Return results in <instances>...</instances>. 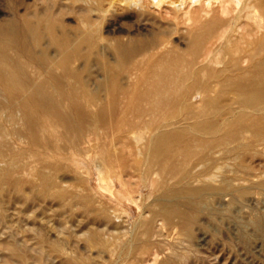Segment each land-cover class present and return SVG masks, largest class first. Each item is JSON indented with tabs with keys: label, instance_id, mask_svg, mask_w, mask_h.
Masks as SVG:
<instances>
[{
	"label": "bare ground",
	"instance_id": "6f19581e",
	"mask_svg": "<svg viewBox=\"0 0 264 264\" xmlns=\"http://www.w3.org/2000/svg\"><path fill=\"white\" fill-rule=\"evenodd\" d=\"M59 1L60 0H53V4L47 3L43 7L40 6L41 8L27 6L24 13L20 15L14 13L11 15L12 17L10 19L0 22V205L1 201L9 196L8 194L10 192L8 187L11 188L12 186L15 190L19 189L21 186V182L17 181L13 176L10 175L13 179L8 178V174L11 172L9 171L10 167L19 157L17 153L19 150H16L14 144L12 145L9 142L11 137L10 134L18 136L19 138L25 136L33 145L45 146L52 142V137L50 139L46 134L51 135V133L56 132V142L62 141L63 143L64 141L71 152L65 151L71 154L69 158L67 153L63 154V157L66 154L69 159L68 162V159H65L67 165L71 162L73 166L69 165V167H72V170L76 173L79 171L94 175L95 178L93 179L96 180V184L98 183V188L101 191L107 192L120 203L123 201L133 202L134 200L131 193L133 189L130 191L128 187V179L126 181L119 167H115V164L122 158L125 157V159H128V162L131 161L130 163L135 160L136 164L138 162L139 165L141 164L140 162H143L144 169L140 166L131 167L130 165L132 164L130 163V165L127 163L126 166L124 162V165L125 167H129V170L135 168L138 173H135L134 169H132L133 172L136 175L138 174L139 176H137L143 180H148L149 184L151 180L155 183V179L151 177L152 174L164 176V178H161L163 180L162 182H158L159 184L156 183V185L158 184L159 190L162 191V195L159 198V207L156 206L155 209L150 211L152 217L142 222L141 228L139 227L141 230L136 233L132 241L128 243L127 240L126 244L123 238H121L123 243L128 245V252L126 256L123 254L124 257L127 258L131 255V259L134 258L136 260L141 259L143 255H147L150 244L155 241L152 240V237L155 235H153L154 229L152 230V223L156 216L162 217L166 223H170L174 216H178L179 223L183 225V234L191 240L193 231L191 228H193L192 226L196 222L194 215L195 211L187 210L183 206L202 205L204 203L203 197L208 193H215L216 195L226 191H237L238 193L242 191V188L234 187L230 184L228 179H224L219 185H214L212 183V180L217 177V174L222 169L221 165L224 161L223 159L230 160L232 157H235V160H237L243 158L246 151L260 152L264 155V0H73L82 2V5L79 3L81 7L78 8L80 22L77 20L79 25L77 24L78 26L74 31H70L69 28H67L68 26L63 24L62 16L65 15L63 11L66 7L63 8L62 4L64 2H62V4L59 5L60 8H55V6H57L56 3ZM68 1L72 0H66L65 2ZM106 2H108V4H106ZM117 3H123L129 7L133 6L137 9L141 17L147 16L145 17L146 20L152 17L151 8L161 9L164 13L162 12L163 14L160 16L164 21L152 17L154 20L151 22L155 23L156 28L154 30L151 29L152 31L147 34L140 30L141 32L139 31L140 33L138 32V35L133 34V36H131L129 34L130 36L127 38L124 37V35L123 37H104L100 34L101 31L99 32V30L95 28L94 23L91 21V17L96 15L97 18L102 17L101 19H103L112 11V8L117 6ZM67 4H69V2ZM35 5L37 4L35 3ZM131 8L132 7H130V9ZM71 9L72 8H70V10ZM15 11L17 12V10H14V12ZM73 11L75 13L76 10L74 9ZM64 12H68L67 8ZM137 12L136 15H138ZM62 13L64 15H62ZM110 15H114V13H110ZM127 16L129 17L128 14ZM116 19L119 21L121 18L119 19L116 17ZM102 21H105V19L101 20V22ZM98 24H100V22ZM150 25L152 24L150 23ZM146 26L147 24L145 27ZM146 31L148 30L146 29ZM176 36L177 38L180 37L179 40L185 41V46L183 48H179V44L177 45L178 40L174 38ZM84 46L87 48V53L82 54ZM103 52H106L112 59L105 63L103 61L104 69L108 76L107 79L111 80V84L110 86L106 84L99 86V88H92L93 86L91 87V84L84 79V72L87 70L86 66L94 59H98ZM79 60L82 61L83 66H75L76 61ZM101 83L103 84V82ZM96 110L99 112L96 113ZM4 122L9 123V125L11 124V128H6ZM151 127L154 128L153 131H155L156 134H153L154 136H152V138L150 137L151 140L145 148L143 146L144 151L138 147L139 152L134 153L132 150H135V147L132 149L130 148V143L134 144L133 140L129 142L132 136H130V133L133 131L135 132V129L137 131V128L142 130L143 128H149L151 131ZM169 128L172 130H169ZM146 131L147 130L144 132ZM150 131L149 133H151ZM100 132L106 135L109 133V141L107 142V137L106 142L98 147L100 149L94 151L93 149L96 148V146L94 147L91 141L100 139ZM246 132L252 135L251 139H246L244 137V133ZM136 134L137 132L133 135L136 136ZM135 136L132 138H135ZM146 136H148V133ZM137 138L140 140L142 139L140 136ZM137 138H135V140ZM16 139L17 138H15V140ZM139 139H137V141H139ZM145 140L146 139L141 140L139 143L145 142ZM102 141L100 143H102ZM139 143L137 144L141 145V143ZM142 144L144 145V143ZM118 146H120V148ZM260 146L261 148H259ZM62 148L60 149L62 150ZM126 148H129L127 152L132 154L134 159L132 158L129 160L128 157L126 158ZM60 153L62 156V152ZM258 155L260 158V154ZM63 160L64 159L61 161L64 164ZM220 160L223 161L221 162ZM135 162L133 163L135 164ZM244 162L245 160H242L240 166L243 172L244 168L247 172L248 167L244 166ZM248 162L250 165L249 159ZM16 167L13 168L12 171L15 169L14 171L17 172L16 169L18 168ZM121 167L124 168L123 165ZM21 168L20 170L22 172ZM127 169L128 168H126V170ZM226 169L224 172L228 171V169L227 171ZM126 170L125 174L130 176V171L128 172V170ZM249 172H251V170H249ZM39 174L41 175L42 171L39 172ZM254 174L256 176V173ZM158 175H156L155 178H159ZM224 176L229 175L226 174ZM41 177H43L44 188L47 189L49 186L51 187L49 184L52 177L45 174H42ZM86 178L87 177L84 179L86 180ZM140 178L138 180H140ZM203 178L209 182L194 186L193 182L200 181ZM233 178L231 179L236 182L242 180ZM243 178L246 179L247 177ZM115 180L119 183V189H116V185H114ZM258 180H260V178L257 179V181ZM31 181L33 180L31 179ZM217 181H220V179ZM77 182H82L80 177ZM77 182L76 184L78 185ZM86 182L83 184L88 186V182ZM141 182L143 183V181ZM141 182L138 181L137 184L134 183L135 187L133 188H136V185L138 188ZM9 184L11 186L7 187ZM52 184L57 188V194L55 192V196L60 198L59 201H61V206L66 207L67 210H65L69 211L66 205L71 201L69 200L70 202L68 201L69 203L67 202L66 204L67 198H69L65 194L67 191L64 193L65 189L63 190L59 186L61 184L57 185L56 182ZM129 184L133 185V182ZM153 185L155 186V184ZM73 186L76 188L75 184H73ZM78 186L82 188L80 184ZM260 186L264 187V179L260 183ZM150 188L152 190L151 184ZM22 189H19V191ZM159 190L155 188V191ZM45 191L48 192L49 190ZM50 192L52 191L50 190ZM90 192L91 191H89V193ZM137 192L138 191H136V193ZM69 193H73V191H69L68 194ZM46 194L44 196H47ZM149 194L146 195L150 197L156 196V193H153V195H151L152 193ZM72 196L74 195L72 194ZM143 196L142 194L141 198H143ZM86 197L87 196L84 198L86 199ZM97 198L99 197L97 196ZM141 198L139 199L142 200ZM207 200L204 199L205 202H208ZM96 201H98V199ZM86 202H88L87 199ZM134 202L136 204L137 200H134ZM110 203L111 204L108 203L110 207L111 205L113 206L112 203L115 205V202ZM77 204L75 203V206ZM93 204L95 205V201ZM106 204L107 203H105L103 207ZM84 205L87 206L88 204L84 202L82 206ZM71 206L69 204V207ZM138 206L140 208L139 204ZM151 206L148 207L146 205L148 208H151ZM91 207L93 206L91 205ZM113 207L116 208L118 206L116 204ZM115 208L114 210H116ZM187 208L189 209V207ZM124 209L122 208V211ZM80 210L79 208V211ZM107 211H102L100 213L104 216V221L105 218H111L110 213L112 212L110 211L108 214ZM72 212H69L70 215ZM124 212L122 214H124ZM74 213H76L75 210ZM60 214L64 217L63 213ZM116 215H118V213ZM71 216L73 217V214ZM213 216L214 215H212V217ZM112 217L114 218V216ZM122 217L124 218V216ZM122 217L120 218L123 219ZM261 217L264 218V216ZM68 218H70V216L66 218L67 222ZM113 218L112 221L114 222ZM82 219H84V217ZM94 220L96 219L94 218ZM104 221H102V223ZM258 221L260 220H257V222ZM120 222L121 226L124 221ZM104 223H106V221ZM261 224L258 222L257 227L260 228L264 226V222ZM90 225L92 224H89V227ZM104 225L105 224H103V226ZM121 227H118V229L123 228ZM95 229L97 230V228ZM111 229L110 227L107 231H104L108 233L110 232L108 230ZM56 230L59 231L58 229ZM125 230L127 231V229ZM101 231L103 232V230ZM114 231L112 233L113 235L117 232L115 231L114 233ZM69 232L66 233L68 234ZM84 232L86 233L85 230ZM98 232L96 233L98 234ZM120 233L121 235L124 234V232ZM120 233H118L119 237ZM100 234L98 236L101 237ZM113 235L111 236L114 237ZM74 236L72 235V237ZM161 236L158 238L157 235V238L161 240ZM92 238L88 240L96 241ZM175 238L178 240L182 238V241H185V239L183 240L185 237H181L180 239L177 237ZM98 240L99 239H97V241ZM113 240H111V242ZM67 241L69 242V240ZM115 241L116 240L113 242L115 245L117 243H122L120 240H117V243ZM173 241L171 244H173ZM192 241H194V239ZM99 242L103 247L107 244V241ZM186 242L189 241L187 240ZM94 243L96 245L94 246L97 247L98 244H96V242ZM155 243L158 244V241ZM86 244L88 245V243ZM113 244L110 243L109 246ZM162 244H160V246H162ZM171 244L168 245L171 246ZM179 244H182V242H179L178 245ZM115 245L114 247L119 248V246ZM168 245L166 244L165 247L168 248ZM175 245H177V243H175ZM179 246L181 247V245ZM183 246H185V244ZM183 246L182 248L186 249V247ZM188 247L187 249L189 250L191 247ZM9 248L11 253L16 255L21 264H27L26 259L22 255L16 254L17 250L14 243H10ZM160 248L161 247H159V249ZM172 248L173 246H171V249ZM97 249H99V247H97ZM108 249L111 248L108 247ZM114 249L116 250V248ZM171 249L169 248L172 252L167 249L170 254L168 256L166 255V257L163 255V258H165L161 261L158 259L157 255L154 258V255L157 254L156 252L153 256L151 254L152 258H154L151 259L155 261L154 264L157 262V264H172V262L176 264L175 261H179L178 264L187 263L188 253L179 251L181 252L180 254ZM54 250L56 249L54 248ZM88 251L91 252L90 248ZM168 251H166V253ZM59 254H61L60 250ZM64 254L66 255L67 253L64 252ZM64 254L61 258L65 257ZM108 254L109 253H107V255ZM116 254L114 255L116 256ZM57 256L60 258V255L57 254ZM119 256H121V254ZM194 257L196 256L194 255ZM194 257L193 259H195L196 263V258ZM104 260L106 262L107 259ZM120 260H122V258H120ZM150 260L148 262H151ZM74 261L76 262L77 260ZM144 262L147 263L146 261ZM78 263H80L79 260ZM128 263L129 262H127V264ZM130 263H132V261ZM67 264L73 263L68 261ZM197 264H199V262Z\"/></svg>",
	"mask_w": 264,
	"mask_h": 264
},
{
	"label": "rangeland",
	"instance_id": "374dc122",
	"mask_svg": "<svg viewBox=\"0 0 264 264\" xmlns=\"http://www.w3.org/2000/svg\"><path fill=\"white\" fill-rule=\"evenodd\" d=\"M65 1L60 0L59 2H57L56 3L57 6H55V8H57V9L60 8L59 5H61L62 2H64L62 4V6H63V8L66 7L68 12L65 13L64 11H66V8H64L63 13L65 15L62 13V15H64V16H62L63 17V24H66L68 26L67 28H69L70 31L71 30L74 31L75 28L79 25L77 22L78 21L80 22V18H79V14H78V8L81 7L82 2L72 0V1H68L69 4H67L68 2H65ZM35 3L37 5H35ZM47 3L53 4V0H44V1L43 0H39V1L38 0H36V1L35 0H0V22L7 20V19H10L12 17L11 15H13L14 13H17L19 15L24 13L25 8L27 6L41 8L40 6L43 7ZM70 3H73V4H70ZM79 3L81 5H79ZM64 4H65V6H64ZM74 4H76V5H74ZM106 4H108V2H106ZM120 4L117 3V6L112 8L111 9L112 11H110V13L111 14L114 13V15L117 18H119V19L121 18L119 21H118V19H116V17L114 15H110V13L106 17H104L103 19H101L102 17H98L99 20H98L96 15H93L91 17V21L94 23L95 28L98 29L99 32L101 31L100 34H102L104 37H108V38L116 37V36L117 37H123V35H124V37L127 38L130 35L133 36V34L138 35L137 33L140 30H142L143 33L147 34L148 32H151L152 30H154L156 28L155 23L151 22L154 20V19H152V17L153 18L156 17L157 20L164 21V19H162V17L160 16L161 14L164 13L161 9L160 10H158L156 8L150 9L151 13H152V17H149V20H150V22H149V20L145 19V17H147V16L141 17L139 15V13L137 12V9H135L133 6H130L133 8V9L132 8L130 9V7L127 6L126 4H123V3L121 5ZM73 6H76V7H73ZM70 8H72V9L70 10ZM73 8L76 10L75 13L73 11L74 10ZM117 8H118V10H117ZM124 9L126 10V12ZM14 10H17V12L16 11L14 12ZM136 12L138 13V15H136ZM126 13L129 15V17L127 16ZM130 14L133 16H131ZM111 16L112 17L114 16V17L112 18ZM100 19L101 20L105 19V21L101 22ZM99 22H100V24H98ZM136 22H138V23H136ZM150 23L153 26L150 25ZM146 24H147V26L145 27ZM138 26L139 27L141 26L140 29ZM146 29L148 31H146ZM174 38H175V40L180 41V42L177 41V45L179 44L178 45L179 48H183L185 46V41L179 40L180 37L177 38V36H176ZM175 42H173V43H175ZM82 50L84 51V52L82 51V54L87 53V51H86L87 48L85 46L83 47ZM102 54H101V56H99L98 59H94L93 61H91V63H89L90 65L88 64L89 67L86 66L87 70H85V72H84L85 73L84 79L87 80V82L89 84H91L90 85L91 87L93 86L92 88H97V87L99 88V86L106 85V84L108 86H110V84H111V80L107 79L108 76H107L105 69H104L105 68L104 63L107 61H111L112 59L108 56V54L106 52H103ZM103 61H104V63H103ZM75 66H79V67L83 66L82 61L81 60L76 61ZM101 82H103V84ZM103 94L105 95L104 92H103ZM94 110H95V108H94ZM98 112L99 111L96 110V113H98ZM4 124H5L6 128H8V129L11 128V124L9 125V123H7V122H4ZM150 129H151V131L149 130V128L148 129L143 128V130L140 128H137V131L135 129V132L133 131L134 133L133 132L130 133V136L131 135L132 136L130 138L131 140L129 139V142H132V140L134 142V144L130 143V146H131L130 148L132 149L135 147L136 151L134 149L132 150L134 153L139 152L138 147H140L143 150L148 145L152 136H154L156 134L155 131H153L154 128L151 127ZM145 130H147V131L144 132ZM169 130H172V129L169 128ZM149 131L151 133H149ZM136 132H137L136 136L133 135ZM55 133L56 132L51 133V135L46 134V136L48 135V137H50V139L52 137V139H51L52 142L50 144L48 143V145H45L47 149L45 148L44 145H41V146L33 145L30 142V140L28 138H26L25 136L22 138H19L18 136L10 134V136L13 138L10 137L9 142L12 145L14 144L16 150H19L17 152L19 157L15 160L14 164L9 169V171H11L10 173H13V171L15 169L13 171H12V169L17 166L16 167V168H18V169H16L17 172L14 171L13 174L9 173L8 178H12V177H10V175L13 176V178H16L17 181L21 182L20 187H22L24 189L19 187V189H22V190H20V191H19V189L14 190L10 184L7 185V187L11 186V188L13 190L10 187H8L9 192H10L8 194L9 196L7 198H4L1 201V205H0V264H21L20 261L17 259L16 255L11 253V251L9 250L10 249L9 248L10 243L15 244L16 250H17L16 254L22 255L26 259L27 264H61V263L67 264L68 261L72 262L73 264H80V263L81 264H87V262H88V264H109L110 262H111L110 264H124V263L127 264V262H129L128 264H141V263L142 264H150V263L154 264L155 261H153L152 259H154L156 255H157L158 259H160V261L162 259H164L166 257V255L168 256L170 254V252H172L169 250V248L171 249V246H173V248H175V249L172 248L171 250H175L176 252L181 251L182 253H188L186 264H191V263L197 264L198 262H199V264H264V230H263L264 226H262L260 228L257 227L258 222L260 224L264 222V218L261 217V216H264V191H263L264 187L260 186V183L264 179V155L261 154L260 152L258 153V152H254V151H246V153L248 155L246 153H244L243 158L235 160L236 158L232 157V159H230V160L229 159H223L224 160V161L222 160L223 162L220 160L222 162V165L220 164L222 166V169L220 170L221 172L219 171V173L217 174V177H215V179H214L216 181V184H215L214 180H212V183L214 185H219L220 183H222V181L224 179H228L229 183L232 184L234 187L242 188L241 192L238 193L237 191H228V192L226 191V192H223L222 194L218 193L219 195L218 194L215 195V193H208L209 195L206 194L203 197L205 200H207L209 198L207 200L208 202H205L203 199L204 203L200 206H192V205L183 206L187 210H190L193 212L195 211L194 215L196 218V222L193 224V226H192L193 228H191L194 231V233H193V231L191 230L192 231L191 240L188 239V237H186L183 234V230H182L183 225L181 223H179L178 216L177 217L174 216L172 219L173 222L171 221L170 223H166L162 217L156 216L155 219L153 220V223H152V230L154 229L153 235L155 234L152 237V240L153 241L155 240V241L150 244V246L147 250L148 251L147 255H143L141 257V259L135 260L134 258L131 259L132 258L131 255L128 256L127 258L124 257V255L126 256L127 252H128V245H125V243L127 244V240H128V243L130 241H132L133 237L136 235V233H138L141 230L140 226H142V222H144V221L148 220V218L150 219L152 217V213H150V211L155 209L156 206L159 207V198L162 195V191L159 190V187H158L159 183L158 182H162L163 180L161 178H164V176L160 175V174H159L160 176L158 174H152L151 177H153L152 179H155L154 180L155 183L153 182V180H151V183H150L151 187H152V190H151L150 184L148 183L149 181L146 179H144L145 180L144 181L142 178L138 177L139 175L137 174L138 175L137 176L135 174L137 172L135 170V168H132V169H134V172H135L134 173L132 169H131L132 170L131 171V170H129V167H125V165L127 166V163L129 164L131 161L128 162V159H125V157H124L118 163L115 162L117 164V165L115 164V167L116 168L119 167V170L124 174L126 181L128 179V187H129L130 191L133 189L131 191V193L133 195L134 200H137L136 204H135L134 200H133V202L132 201H130V202L129 201H126V202L123 201L120 203V202L116 201L115 198H112L107 192L101 191L98 188V183L96 184V180L93 179V178H95L94 175H92V174L90 175V174H87L85 172H79V171L76 173L75 171L72 170V167H69V165H71V162H69L70 164L68 163V165H67V162L69 161L68 158L71 155L69 153H71V152L69 151V148L64 141H63L64 144L62 143V141L56 142V140H55L56 134ZM100 133H101L100 139H97L96 141H94V140L91 141V144L94 145V147L96 146V148L93 149L94 151H96V149L97 150L100 149L98 147H100L101 145H103V143L106 142L107 137H108L107 142L109 141V133L107 135L103 132H100ZM102 133L104 136L102 135ZM147 133H148L149 138L151 137L150 139L148 138V136H146ZM247 133H249V132L244 133L245 134L244 137L246 139H251L252 135L250 133L249 134H247ZM138 134H140V135H138ZM142 135H144V136H142ZM134 136H135V138L140 136L142 138L141 140L146 139L145 142L144 141L142 142V143H144V145L141 142H140L141 145H138L137 143H139V141H141V140L139 138H137V139H139V141H137V139L135 140V138H132ZM246 136H248V137H246ZM15 138H17V139L15 140ZM147 139H148V141H147ZM11 140H13L14 142ZM101 141H102V143H100ZM96 142H97V144H96ZM55 146L57 149L55 148ZM57 146L59 147V149ZM143 146H144V148H143ZM62 147H64V148H62ZM118 147L120 148V146H118ZM53 148L55 149V152H54ZM60 148H62V150ZM259 148H261V146ZM49 149L51 152L49 151ZM93 150H92V152L94 153ZM65 151H68L69 153H67ZM127 151H129V148H126L125 152H127ZM60 152H62V156L60 155L61 154ZM253 152H254V154H253ZM64 153H67L68 158H67L66 154H65L66 157L65 156L63 157ZM255 153H257V154H255ZM125 154H126V158L128 157L129 160H131L132 158L134 159L132 154H130L128 152ZM258 154H260V158L258 157L259 156ZM48 155H50V156H48ZM57 155L58 156L60 155V156L58 157ZM30 157H31V160H30ZM60 157H61V160L64 159L63 160L64 164L60 160ZM247 157H249V158H247ZM66 158L68 159L67 162L65 161ZM248 159L250 161V165H249ZM242 160L243 161L245 160L244 166L248 167L247 172H246L245 168H244V172L241 169L240 162H242ZM234 161H236V162H234ZM238 161H239V163H238ZM124 162L126 163L125 165H124ZM133 162H135V160H133L132 163H130L132 165L129 164L131 167L140 166L141 168L143 167L142 169H144V164H142L143 162H140L141 163L140 165L138 164V162H137V164L135 162L136 165ZM22 163H23V165H22ZM24 164H25V167H24ZM122 165L124 168L121 167ZM19 166H21L22 168ZM62 166H63V169H62ZM71 166H73V165H71ZM229 166H231V167H229ZM233 166H235L236 169ZM20 168L22 169V172H21ZM24 168H25V170H24ZM68 168H71V169H68ZM126 168H128L127 169L128 172L129 171L131 172V173L129 172L130 176L125 174ZM226 168L228 169V171ZM32 169H33V171H32ZM225 169L227 172H224ZM233 169H235V170H233ZM249 170H251V172H249ZM41 171H42V174H45L49 177H52V180L49 184V185H51V187L49 186L47 189L44 188L45 187L43 185L44 181L42 180L43 177H41L42 174L41 175L39 174V172H41ZM74 173H76V174H74ZM254 173H256V176ZM226 174L229 176H224ZM76 175H78V176H76ZM134 175L137 176L138 178L135 177ZM156 175H158L159 178H155ZM81 176L83 179L81 178ZM79 177H80L82 182H77V181H79ZM85 177H87L86 180L88 183L84 179ZM128 177H130L132 179H130ZM243 177H247V178L245 179ZM258 177L260 178V180L257 181V179H259ZM139 178H140V180H138ZM231 178L236 179V180L242 179L241 181H243V182H241V181L236 182L235 180H232ZM31 179L33 181H31ZM54 179H55V181H54ZM219 179H220V181H217ZM25 180H26V182H25ZM131 180L133 182V185L129 184V183H132ZM84 181L88 184V186L86 184H83V183H85ZM135 181H137V182L143 181V183L142 182L139 183L138 188L136 185V188H137L136 189V188H133V187H135L134 185L137 184V182H135ZM230 181L233 183H231ZM55 182L57 185L61 184L64 186L63 187V186L59 185L63 190L65 189L64 193L67 191L65 194L69 198L66 197L67 198L66 204L69 200L71 201V202L69 201L70 203L68 202L70 204V206L73 204L72 205L73 208H72V206L69 207V204L66 205L68 207L69 211H66L67 210L66 207L61 206V203H60L61 201H59L60 198L55 196V192L57 194V188L52 184ZM76 182L78 183V185L80 184V186L83 189L80 188L76 184ZM206 182H209V181H207V180H205V178H203L202 180H200V181L198 180V181H195L193 183H194V186L195 185L199 186V185H202ZM156 183H158V184L156 185ZM238 183H239V185H238ZM22 184H23V186H22ZM66 184L67 185L69 184V185L67 186ZM73 184H75L76 188L73 186ZM153 184H155L156 187ZM89 185H90V187H89ZM114 185H116V189H119L118 188L119 183L116 180H115ZM256 186L257 187L260 186L261 188L260 187L257 188ZM243 187H244V189H243ZM155 188L159 191H155ZM68 189L71 192L73 191V193H69L71 198L68 194V192H69ZM88 189H89V191H91L90 193H89ZM45 190H47V191L49 190L48 191L49 193L46 192ZM50 190L53 193L50 192ZM82 190H84V191H82ZM85 190H86V193H85ZM95 190H97V191H95ZM99 191L102 192L103 194L100 193ZM136 191H138V192L136 193ZM45 192L48 194H46ZM148 192L152 193L151 195H153V193H156L157 197L156 196L150 197L149 196L150 194ZM93 193H94V195H93ZM45 194L47 196H44ZM72 194L75 197L72 196ZM142 194L144 195L143 198H141ZM146 194H149L148 195L149 197ZM157 194H159V195H157ZM96 195L99 198H97ZM145 195L147 196V200H146ZM237 195H238V197H237ZM85 196H87L86 199L88 200L89 203L86 202V199L84 198ZM100 196H102V197H100ZM138 197L141 198L142 200H140ZM84 199H85V201H84ZM97 199H98V201H96ZM234 199H235V201H234ZM80 200H81V202H80ZM237 200H240V201H237ZM94 201H95V205L93 204ZM84 202H85V204L86 203L88 204L87 205L88 210H87V206H85V205L82 206L84 204ZM90 202H91V204H90ZM96 202H97V204H96ZM110 202H115V205L117 204L118 207H116V208L113 207V206H115L114 203H112L113 206L112 205H111V207L108 206V203L111 204ZM153 202H154L155 206L153 205ZM75 203L76 204L78 203V204L75 206ZM105 203H107V204L103 207V205ZM138 204L140 205V208H139ZM142 204H144L145 206ZM150 204L153 206H151ZM91 205L93 207H91ZM146 205L148 207L151 206V208L146 207ZM58 207H59V209H58ZM107 207H109V208H107ZM121 207L123 209L124 208L125 209L122 211ZM128 207H130V208H128ZM145 207H146V209H145ZM187 207H189V209ZM79 208L81 209L80 211H79ZM114 208L116 210H114ZM147 209H149V210H147ZM74 210L76 213H78V212L79 213L78 214L74 213ZM117 210H118V212H117ZM102 211H107L108 214L110 213V211L112 212V213H110V217H111L110 219L105 218L106 223H104L105 222L104 216L102 214H100ZM121 211H122V213L125 211L124 214H122ZM126 211H127V213H126ZM146 211H147V213H146ZM66 212H68V213H66ZM69 212L70 213L72 212L73 217L71 216L72 214L70 215ZM87 212H89V213H87ZM114 212L115 213L117 212L118 215L119 214H121V215H119V217H118V215H116L117 213L115 214ZM60 213H63L64 217ZM65 213H66V216H65ZM94 213H95V215H94ZM113 213H114V215H113ZM67 214H68V216H67ZM141 214H142V217H141ZM59 215H61L62 218H61V216L57 217ZM212 215H214L213 216L214 218L212 217ZM69 216H70V218H68V222H67L66 218ZM112 216H114V218ZM122 216H124V218ZM83 217H84V219H82ZM85 217H86V219H85ZM93 217L96 220H94ZM120 217H122L123 219H121ZM112 218L114 219V222L112 221ZM156 218L158 221L156 220ZM160 219H162V220H160ZM100 220H102L104 222L102 223V221H100ZM116 220L117 221L120 220L122 222L124 221V223L121 224V226L124 224L122 226L123 228L120 226V223H121L120 221H118V223L116 224V222H117ZM257 220H260V221L257 222ZM109 221H112V222H109ZM197 221H199V222H197ZM60 222H62L63 224ZM90 222H92V223H90ZM110 223H113V224H110ZM178 223H179V225H178ZM89 224H92V225L95 224V225H93V226L90 225V227H89ZM99 224L101 225V227ZM103 224H105L104 225L105 227L103 226ZM261 225H263V224H261ZM82 226L84 227V230L86 231V233L84 232ZM175 226H176V228H175ZM102 227H103V229H102ZM107 227H109V228L111 227L112 229H114L117 232L115 233V231L111 229V230H108L111 233L110 232L106 233L105 231H107V229H109ZM118 227L119 228L121 227L122 229H118ZM155 227H156V229H155ZM95 228H97V230ZM100 228H101V230H103V232L100 230ZM56 229H58L59 231H57ZM93 229H95L96 231ZM125 229H127V231ZM241 229H243V230H241ZM118 230H119V232H118ZM91 231H92V233H91ZM113 231H114L115 235L112 234ZM66 232H69L71 234V237H70V234L69 233L67 234ZM96 232H98V234ZM120 232H122V233L124 232V234L126 233L127 235L126 234L121 235ZM132 232H134V233H132ZM158 232L161 234H159ZM100 233H103V234H100ZM118 233H120V237H119ZM99 234L101 235V237L98 236ZM107 234H109V235H107ZM129 234H131V235H129ZM72 235L73 236L76 235V236L72 237ZM91 235L94 238V240H96V241L88 240V239L92 238ZM96 235L98 236V238ZM102 235L103 236L105 235V236L103 237ZM111 235H113L114 237H112ZM157 235H158V238H160V236L162 235L161 240L157 238ZM128 236H129V238H128ZM66 237H67V240H69V242L66 240ZM125 237L128 239H126ZM175 237H177L179 239L181 237H185V238H183V240L185 239V241H182V238L180 239L181 240L180 241V240L176 239ZM83 238H84V240H83ZM121 238H123L125 243H123V240H121ZM97 239H99V240L97 241ZM113 239L116 240L115 241L116 243H117V240H120V242H122V243H119V244L117 243L115 245V244H113V242H114ZM186 239L189 242H186L187 241ZM193 239H194V241H192ZM111 240H113V241L111 242ZM164 240H166V241H164ZM173 240L175 241V243H177V245H175ZM176 240H178V241H176ZM99 241H101V242L107 241L106 243L108 244V247L111 249H108L107 244H106V246L103 247ZM157 241H158V244L155 243ZM172 241H173L174 245L171 244ZM94 242H96V244L99 245V246L97 245V247H99V249H97V247H95L96 245ZM109 242L113 244V245H110L111 247L109 246V244H110ZM164 242H165V244H164ZM179 242L180 243L182 242V244H179V245H181V247L178 245ZM86 243H88V245ZM159 243L160 244L163 243L162 246H160ZM183 243L185 244V246H183L184 245ZM166 244L167 245L171 244V246L168 245V248H166L165 247ZM114 245L119 246L120 249L118 247H114ZM122 245H123V247H122ZM175 246H177V247H175ZM182 246L186 247V249L182 248ZM88 247L90 248L91 252L88 251L89 250ZM102 247H103V249L101 250ZM121 247L123 249H125L126 251L123 250ZM159 247H161V248L159 249ZM187 247L188 248L191 247V248L188 250ZM54 248L56 250H54ZM114 248H116V250ZM59 250H60L61 254H59ZM121 250H122V252H121ZM164 250L168 251L169 253L167 252L168 253L167 254L166 251H164ZM54 251H55V253H54ZM103 251H104V253H103ZM193 251H195V252H193ZM64 252L67 254L65 255ZM114 252H116L117 254ZM155 252L157 254L154 255ZM181 252H179V253L181 254ZM62 253L65 255V257H63V258H61L63 255ZM107 253H109L108 254L109 256L107 255ZM57 254L60 255L61 259L59 258V256H57ZM68 254H69V256H68ZM114 254H116V256ZM120 254H121V256H119ZM151 254H152V256L154 255V258H152ZM196 254H199L200 256L196 255ZM163 255L165 256L164 258H163ZM194 255L196 257H194ZM70 257H71V260H70ZM193 257L196 258V263H195V259H193ZM57 258H59L60 260ZM120 258H122V260H120ZM55 259H57V260H55ZM64 259H66V260H64ZM104 259H107L106 262ZM74 260H77L76 261L77 263ZM78 260L80 263H78ZM92 260H95V261H92ZM111 260H113V261H111ZM149 260L151 262H148ZM192 260H194V261H192ZM65 261H66V263H65ZM131 261H132V263H130ZM144 261H146L147 263H145ZM188 261H190V262H188ZM178 262L179 261H177V262L175 261L176 264H178ZM157 263H155V264H157ZM173 263L174 262H172V264Z\"/></svg>",
	"mask_w": 264,
	"mask_h": 264
}]
</instances>
